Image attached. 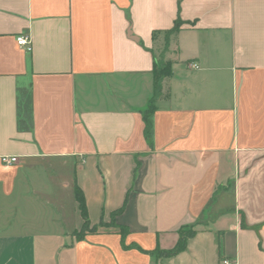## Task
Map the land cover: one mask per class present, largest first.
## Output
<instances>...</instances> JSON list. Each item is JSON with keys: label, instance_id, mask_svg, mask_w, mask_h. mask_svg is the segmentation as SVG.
Listing matches in <instances>:
<instances>
[{"label": "crops", "instance_id": "1", "mask_svg": "<svg viewBox=\"0 0 264 264\" xmlns=\"http://www.w3.org/2000/svg\"><path fill=\"white\" fill-rule=\"evenodd\" d=\"M224 261L264 264V0H0V264Z\"/></svg>", "mask_w": 264, "mask_h": 264}, {"label": "trees", "instance_id": "2", "mask_svg": "<svg viewBox=\"0 0 264 264\" xmlns=\"http://www.w3.org/2000/svg\"><path fill=\"white\" fill-rule=\"evenodd\" d=\"M185 24L189 25L190 23L182 21L179 16L175 19L173 27L165 32V48H166V43L168 41V38L171 35L177 33L182 28V26ZM152 73H153L154 93L151 99L149 100V103L147 104L145 109L142 111L143 122H144V136L149 143L151 142L150 117L154 111V100H155L156 94H158L160 90V86H161L163 79L170 76L171 74V64L169 62H163V60H158V61L155 60L153 62ZM75 198L79 206L80 214L84 220L81 230L75 233L77 237H80L81 235L84 234L85 231L89 229V224L86 219L87 218L86 208H85L83 197L80 191L77 189L75 190ZM119 229H120L122 236H124L126 234L125 229L123 228H119ZM193 234H194V231H192L191 229H187V230L185 229L181 231L179 235V240L176 246L171 250L159 252V254H162L163 256H171V255L177 254L178 252L182 251L185 248L187 238L191 237Z\"/></svg>", "mask_w": 264, "mask_h": 264}, {"label": "built area", "instance_id": "3", "mask_svg": "<svg viewBox=\"0 0 264 264\" xmlns=\"http://www.w3.org/2000/svg\"><path fill=\"white\" fill-rule=\"evenodd\" d=\"M17 45L19 47L24 48L27 52H31L32 51V43H31V39L28 36H19L16 39ZM193 67H196V65L194 64ZM1 161L5 164H13L17 162V159L15 157H1ZM223 264H231L228 261H224Z\"/></svg>", "mask_w": 264, "mask_h": 264}, {"label": "rangeland", "instance_id": "4", "mask_svg": "<svg viewBox=\"0 0 264 264\" xmlns=\"http://www.w3.org/2000/svg\"><path fill=\"white\" fill-rule=\"evenodd\" d=\"M160 46V45H159ZM159 50H156V52H158ZM158 54V53H157ZM158 61V60H157ZM113 226V225H112ZM114 227V226H113ZM116 229V228H115ZM118 230V229H117Z\"/></svg>", "mask_w": 264, "mask_h": 264}]
</instances>
